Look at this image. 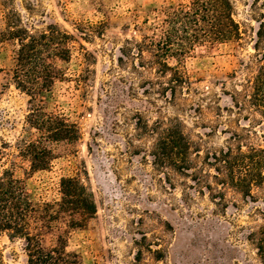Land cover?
<instances>
[{
    "label": "rangeland",
    "instance_id": "1",
    "mask_svg": "<svg viewBox=\"0 0 264 264\" xmlns=\"http://www.w3.org/2000/svg\"><path fill=\"white\" fill-rule=\"evenodd\" d=\"M179 1L0 0V31L9 15L68 53L52 59L64 77L30 97L14 84L17 43L0 44V177L10 171L40 201H58L63 178L92 194L95 215L66 243L81 264H263L249 235L263 232L264 190L244 199L224 189V202H212L205 187L219 189L213 154L264 147V121L245 105L251 71L243 66L254 55L264 0H231L241 40L197 47L181 64L189 87L171 97L166 79L139 67L134 24ZM36 104L51 118L49 134L30 126ZM175 123L199 150L186 175L153 162L159 133ZM31 143L50 153L44 170L31 169ZM0 251L5 264H24L21 240L1 233Z\"/></svg>",
    "mask_w": 264,
    "mask_h": 264
},
{
    "label": "trees",
    "instance_id": "2",
    "mask_svg": "<svg viewBox=\"0 0 264 264\" xmlns=\"http://www.w3.org/2000/svg\"><path fill=\"white\" fill-rule=\"evenodd\" d=\"M138 17V14L134 16ZM262 17L255 33L254 55L243 66L251 71L245 81V105L264 121V15ZM6 19L5 28L0 31V44L17 43L14 84L30 97L39 96L48 91L56 79L64 77L65 73L52 59L64 61V54L68 53L53 43V35L31 33L20 21H11L9 15ZM134 30L139 33V41H134L139 67L166 79L162 89L169 91L171 97L189 87L181 64L197 47L238 42L242 38L231 0H180L177 4L162 5L148 10L143 22L134 24ZM170 60L176 64L170 65ZM159 83L162 84L161 80ZM50 121L51 118L40 113L39 105H34L29 114L30 126L49 134L52 132ZM156 126L150 132L158 130ZM52 136L57 134L52 133ZM24 152L30 158L32 171L46 168L50 153L44 146L31 143L24 147ZM198 153L181 124L175 123L159 133L152 157L156 166L186 175L193 164L190 156ZM208 165L215 172L211 178L219 188L213 192L211 184L205 187L212 202L217 198L224 202V189H232L244 199L253 198V189L264 190V147H247L246 150L241 146L226 147L213 154ZM95 213L92 194L75 179H61L60 199L47 202L32 199L10 171L4 170L0 177V234L11 241L23 242L24 264H81L75 254L66 251V243L70 232L84 229ZM61 227L64 229L60 230ZM261 229V237L252 233L249 236L256 240L254 244L264 264V225ZM0 264H5L1 251Z\"/></svg>",
    "mask_w": 264,
    "mask_h": 264
}]
</instances>
